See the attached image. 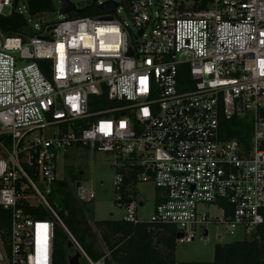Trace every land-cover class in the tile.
<instances>
[{
    "label": "built area",
    "instance_id": "built-area-1",
    "mask_svg": "<svg viewBox=\"0 0 264 264\" xmlns=\"http://www.w3.org/2000/svg\"><path fill=\"white\" fill-rule=\"evenodd\" d=\"M92 2L100 14L59 11L50 23L0 0V15L32 22L27 34L0 31V264H51L54 222L79 264H103L48 200L57 153L71 147L111 154L122 220L173 225L182 243L206 242L209 223L250 237L264 225V0ZM229 117L250 124L247 142L224 137ZM142 183L157 192L147 219L136 215ZM94 195L75 186L78 201ZM209 204L219 219L199 209ZM39 207L47 218L38 219Z\"/></svg>",
    "mask_w": 264,
    "mask_h": 264
},
{
    "label": "trees",
    "instance_id": "trees-1",
    "mask_svg": "<svg viewBox=\"0 0 264 264\" xmlns=\"http://www.w3.org/2000/svg\"><path fill=\"white\" fill-rule=\"evenodd\" d=\"M25 7L31 19L53 22L55 7L52 0H25ZM102 11L94 5H88L84 10L70 13L68 18L94 16ZM0 31L5 35L27 34V19L16 12L0 15ZM38 63L47 74L46 62ZM221 127L226 139L238 142H247L251 132L249 123L235 117L223 118ZM75 175L79 180V173ZM55 192L60 196L58 200L51 195L48 200L64 226L92 260L102 258L103 264H264V225L257 226L250 237L216 243L210 261L177 262L176 229L173 225L146 221L134 224L121 218L95 219L91 211L85 213L81 203L86 201L76 200L70 191L65 192L60 188L58 182ZM47 217V211L39 207L38 219ZM0 232L5 241L7 214L3 210H0ZM53 233L51 264H68V256L73 253V248L67 247L68 236L57 222H54Z\"/></svg>",
    "mask_w": 264,
    "mask_h": 264
},
{
    "label": "rangeland",
    "instance_id": "rangeland-1",
    "mask_svg": "<svg viewBox=\"0 0 264 264\" xmlns=\"http://www.w3.org/2000/svg\"><path fill=\"white\" fill-rule=\"evenodd\" d=\"M74 4L77 9L91 4L92 0H68ZM104 2L106 0H97ZM55 13L52 17L53 20L60 18L59 8L60 2L52 0ZM19 9L25 6V0H17ZM120 19L130 25V16L128 13L121 9L119 13ZM27 19V18H26ZM32 26V22H28ZM112 36L104 37L107 42L112 41ZM53 128L45 130V134L49 136L54 132ZM0 155L5 157V153L0 151ZM78 172L80 178L78 182L85 187H92L95 195L90 201L81 203L84 206L85 213L89 211L93 213L95 219H119L122 216V211L117 207L114 200L113 178L114 170L112 166V156L110 153L101 151H90L81 147H71L67 152H58L56 157V175L57 180L61 181L69 173ZM139 193L135 195V199L143 202L142 206L136 209V215L139 219H147L154 207L155 189L151 184H138ZM70 192L73 197L75 195V185H70ZM56 200L60 197L55 190L51 194ZM200 210L207 212L209 217L220 218V212L216 205H200ZM89 219L90 216L86 215ZM215 218V219H216ZM209 231L208 239L206 242L199 241L196 237L191 242H177L175 246V259L177 262H203L210 261L213 257V247L216 243H224L233 240L235 237L229 235L222 225L209 223L206 225ZM218 237V238H217ZM100 245L103 247L102 243ZM104 248H102L103 250Z\"/></svg>",
    "mask_w": 264,
    "mask_h": 264
},
{
    "label": "water",
    "instance_id": "water-1",
    "mask_svg": "<svg viewBox=\"0 0 264 264\" xmlns=\"http://www.w3.org/2000/svg\"><path fill=\"white\" fill-rule=\"evenodd\" d=\"M60 2V8L59 11L65 15H69L70 13L76 11V10H84L86 6L77 9L74 4L68 0H58ZM16 2V0H14V3ZM91 4L93 5V2H91ZM130 53V52H129ZM65 185L64 182L60 181L58 183L59 187H63ZM79 185V182H77L75 184V186L77 187ZM181 234L180 233H176V238L180 237ZM67 247L68 248H72V244L70 241H67ZM79 257L80 254L77 251H74L71 255L68 256V264H79Z\"/></svg>",
    "mask_w": 264,
    "mask_h": 264
},
{
    "label": "flooded vegetation",
    "instance_id": "flooded-vegetation-1",
    "mask_svg": "<svg viewBox=\"0 0 264 264\" xmlns=\"http://www.w3.org/2000/svg\"><path fill=\"white\" fill-rule=\"evenodd\" d=\"M80 176V174H79ZM77 176L71 172L69 173V175H67L64 179H62L61 181L65 183V185L63 187H60L62 188L65 192H69L70 191V185L71 184H76L78 182V180L76 179ZM60 181H58L59 183Z\"/></svg>",
    "mask_w": 264,
    "mask_h": 264
},
{
    "label": "crops",
    "instance_id": "crops-1",
    "mask_svg": "<svg viewBox=\"0 0 264 264\" xmlns=\"http://www.w3.org/2000/svg\"><path fill=\"white\" fill-rule=\"evenodd\" d=\"M157 193V192H156ZM156 193H155V198H154V201H155V199H156Z\"/></svg>",
    "mask_w": 264,
    "mask_h": 264
}]
</instances>
